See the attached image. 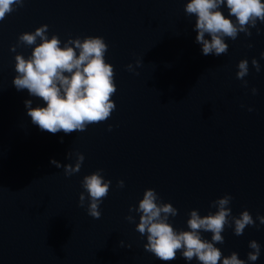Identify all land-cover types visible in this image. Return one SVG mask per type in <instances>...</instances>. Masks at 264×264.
<instances>
[{
  "label": "water",
  "instance_id": "obj_1",
  "mask_svg": "<svg viewBox=\"0 0 264 264\" xmlns=\"http://www.w3.org/2000/svg\"><path fill=\"white\" fill-rule=\"evenodd\" d=\"M187 2L25 0L0 21V264H200L180 251L176 260L161 261L145 250L147 234L136 230L140 213L129 209L138 208L149 188L178 209L168 220L177 232L190 230L192 210L215 214L212 202L231 195L232 226L215 244L222 252L218 264L233 252L245 264H264V224L257 219L264 216V23L250 28V37L225 38L226 54L205 56L195 40L196 16L184 11ZM220 10L229 16L226 5ZM42 25L61 47L69 38L103 37L117 87L108 120L70 134L32 124L25 101L46 105L13 85L15 56L31 55L40 39L17 46L18 37ZM243 59L247 86L236 75ZM77 153L85 157L80 171L66 176L63 165L74 166ZM100 169L111 184L94 219L82 181ZM244 210L255 224L237 236L232 217ZM211 236L201 230L202 239ZM252 240L260 245L254 262L248 260Z\"/></svg>",
  "mask_w": 264,
  "mask_h": 264
},
{
  "label": "clouds",
  "instance_id": "obj_2",
  "mask_svg": "<svg viewBox=\"0 0 264 264\" xmlns=\"http://www.w3.org/2000/svg\"><path fill=\"white\" fill-rule=\"evenodd\" d=\"M25 0H0V21L11 14L17 7H23ZM227 7L229 16H225L220 10ZM184 11L187 15H195L196 43L202 46V54L221 56L228 52L229 45L225 38L236 40L239 33L251 36L250 28H256L257 22L264 23V3L262 0H188ZM229 17H235V21ZM48 25H42L34 32H25L19 35L18 45L32 46L37 38L40 43L32 50L26 59L23 55L15 56V71L17 75L13 79V85L18 91L27 90L30 96L38 97L44 102V107H31L32 101H25L27 115L32 124L41 131L51 134L63 132H83L88 125L102 123L108 120L116 109L112 96L117 91L114 82V68L106 63L104 56L108 51V45L103 37L87 36L83 39L69 38L61 47L58 36H47ZM260 29L257 28V34ZM210 37V39L206 38ZM248 47H252L251 44ZM13 46L11 51H15ZM78 50V55H77ZM264 58V53H261ZM252 66L256 72H260L259 62L253 58ZM140 61H137L139 66ZM129 71L133 65H127ZM237 79L243 81L249 72L248 60L243 59L238 63ZM256 94L257 89L253 88ZM253 109L249 108L248 111ZM112 125L108 126V131ZM63 140H61V143ZM84 155L76 154L75 165H63L66 176H71L80 171L84 161ZM52 165L60 168L62 165L55 159L50 160ZM103 170L87 175L83 178L82 187L88 193L87 214L94 219H99L100 204L107 197L111 181H106L101 175ZM118 187H124V181H118ZM86 197L82 192L79 196V206H85ZM160 198L154 189H146L143 198L139 201L138 208H130L129 211L140 213L136 230L141 234H147L146 251L155 255L161 261H173L177 259V252L182 257L191 261L194 257L200 264H218L222 258V252L215 244L224 242L221 233L225 226L231 227L229 221L231 209L227 207L231 195H224L212 202V206L218 210L215 214L209 213L201 217L198 210L190 212L187 221L189 231L177 232L168 222L169 217H175L178 209L171 203L159 202ZM132 222L134 217L128 216ZM261 224H264V216H257ZM234 222V234L240 236L246 226L254 225L251 214L244 210L239 218L232 217ZM201 230L211 232V241L202 239ZM124 246L123 241L120 242ZM130 248L131 246L128 245ZM249 247L254 251L248 253L249 261H256L260 255V245L252 240ZM182 250V251H181ZM222 264H245L233 252L228 257H223Z\"/></svg>",
  "mask_w": 264,
  "mask_h": 264
}]
</instances>
